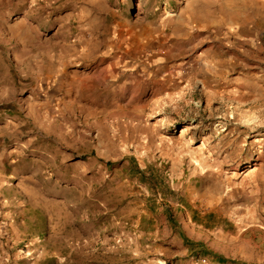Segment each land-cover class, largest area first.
Masks as SVG:
<instances>
[{"label": "rangeland", "instance_id": "rangeland-1", "mask_svg": "<svg viewBox=\"0 0 264 264\" xmlns=\"http://www.w3.org/2000/svg\"><path fill=\"white\" fill-rule=\"evenodd\" d=\"M0 264H264V0H0Z\"/></svg>", "mask_w": 264, "mask_h": 264}, {"label": "trees", "instance_id": "trees-1", "mask_svg": "<svg viewBox=\"0 0 264 264\" xmlns=\"http://www.w3.org/2000/svg\"><path fill=\"white\" fill-rule=\"evenodd\" d=\"M107 167L113 168V165L111 163L107 164ZM134 174L139 178L141 185L145 186L148 190V192L151 194L152 198H158L161 196V189L164 186L165 182H161L159 178L156 175H148V172H142L138 167L134 168ZM169 193L171 195H174L175 193L171 190L169 187ZM153 209H156L154 205L151 204ZM155 212V210H153ZM156 213V212H155ZM157 215V214H156ZM162 218H164L168 223L170 227L179 229L180 226L174 217V212L171 208L164 209L161 214H159Z\"/></svg>", "mask_w": 264, "mask_h": 264}, {"label": "bare ground", "instance_id": "bare-ground-1", "mask_svg": "<svg viewBox=\"0 0 264 264\" xmlns=\"http://www.w3.org/2000/svg\"><path fill=\"white\" fill-rule=\"evenodd\" d=\"M191 146H195V143H194V141H192V144H191Z\"/></svg>", "mask_w": 264, "mask_h": 264}]
</instances>
